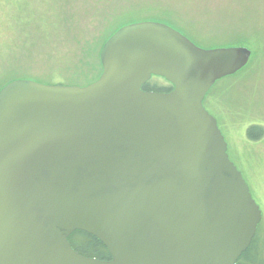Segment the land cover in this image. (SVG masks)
<instances>
[{
  "label": "water",
  "instance_id": "obj_1",
  "mask_svg": "<svg viewBox=\"0 0 264 264\" xmlns=\"http://www.w3.org/2000/svg\"><path fill=\"white\" fill-rule=\"evenodd\" d=\"M250 58L138 22L107 40L87 86H4L0 264H237L262 211L204 100ZM154 77L173 90L144 91ZM75 232L111 260L79 254Z\"/></svg>",
  "mask_w": 264,
  "mask_h": 264
},
{
  "label": "rangeland",
  "instance_id": "obj_2",
  "mask_svg": "<svg viewBox=\"0 0 264 264\" xmlns=\"http://www.w3.org/2000/svg\"><path fill=\"white\" fill-rule=\"evenodd\" d=\"M18 11V12H16ZM165 24L202 49L245 47L248 65L215 84L204 100L262 211L251 257L264 262V0H0V90L16 80L84 87L102 74L100 53L118 29ZM157 86H170L152 79ZM71 243L82 245L80 236Z\"/></svg>",
  "mask_w": 264,
  "mask_h": 264
},
{
  "label": "trees",
  "instance_id": "obj_3",
  "mask_svg": "<svg viewBox=\"0 0 264 264\" xmlns=\"http://www.w3.org/2000/svg\"><path fill=\"white\" fill-rule=\"evenodd\" d=\"M16 12H18V11H16ZM116 32H114V33H116ZM240 72H242V71H240ZM237 74H239V73H237ZM153 79L158 80L161 78L154 77ZM143 90L146 92L169 93L173 90V87L171 85L170 86H157L155 83L149 82L148 84L143 86ZM246 135H247V138L251 141L261 140L264 138V126L260 125V124L251 125L250 127L247 128ZM77 236H80L84 239V243L82 245H76V244L71 243V240ZM69 241H70V244L72 245L73 249L85 257L95 258V259H98L100 261L111 260V256H110L107 248L97 238H95L93 236H90V235L85 234L83 232H75L69 238ZM254 244H255V242L253 241L251 247L248 249V251L245 254H243V256L239 259L237 264H264L261 257H257V256L253 257V258L251 257L252 251L254 249Z\"/></svg>",
  "mask_w": 264,
  "mask_h": 264
}]
</instances>
